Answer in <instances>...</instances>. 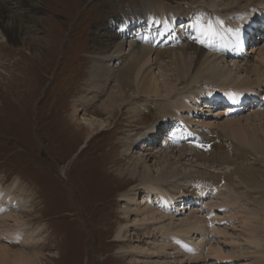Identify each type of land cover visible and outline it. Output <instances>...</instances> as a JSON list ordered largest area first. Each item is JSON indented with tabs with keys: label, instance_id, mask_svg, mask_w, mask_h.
<instances>
[{
	"label": "rangeland",
	"instance_id": "rangeland-1",
	"mask_svg": "<svg viewBox=\"0 0 264 264\" xmlns=\"http://www.w3.org/2000/svg\"><path fill=\"white\" fill-rule=\"evenodd\" d=\"M145 1L167 4L179 13L199 4L212 7L216 14L229 9L228 4L221 0H39L42 9L40 18L43 19L38 26L41 35L38 38L42 41L34 47L33 54L10 45L1 36L0 181L4 189L13 185L19 187V197L25 205L23 211L28 214L27 225H22L26 232L20 235L24 240H29L28 244L39 246L37 264H253L257 259H261L264 264V250L261 247L257 248L259 250L253 248L248 242L250 237L247 230L254 229L253 225L248 221L241 224L238 220L240 217L258 214L264 216V188L260 187L264 185L260 184L264 182V115L258 119L264 110L257 111L260 115L253 114L257 112L245 113L238 118L240 122L237 124H225L227 127L232 126L231 130L214 127L213 130L218 132L217 137H222L224 150L237 153L233 156L234 159L239 158L236 165L227 163L217 168L200 163L197 168L189 167L187 165L194 163V160L185 157V154L182 155L185 158L183 162L179 161L176 154L169 157L163 155L165 159L157 164L154 160L149 162L156 173L154 175L160 176L164 171L163 166H167L166 160L172 159L175 163L172 168L182 175L175 180L172 178L169 183L177 184L180 189L187 191H193L195 188H188L192 184L197 187L207 175H230L239 165L256 170V174L248 178L241 172L242 179L238 178L239 181L234 177L232 185L226 183V186L224 183L220 192L225 194L220 199L217 194H212L211 199V192H208L206 197L210 196V199L204 200L197 208L183 211L171 224L175 226L184 222L193 214L209 219L211 217L206 216L207 213H216L220 223L214 222V228L222 233L215 235L211 227L204 233L206 237L202 245L205 247V258L191 262L174 251L165 257L155 255L157 258L153 259L136 251L134 257L126 253L132 251L133 247L148 248L145 244H150L151 253L161 250L156 246L162 245V232L154 231L155 228L139 229L137 225L121 234L124 226L121 222L128 221L124 218L123 208L126 204L123 198L132 194L130 190L136 182L128 170L131 167L129 162L137 163L142 155L139 145L127 151L125 141L130 137L137 139L145 135L148 127L159 122L156 110L159 101L180 94H204L210 87L217 85L201 80L193 82V79L183 82L175 73L177 68L173 61L162 58L157 65L151 63V68L161 85L170 88L172 92L148 100L142 97L139 103L143 110L140 118L132 117L129 113L130 105H127L113 116L105 114L102 117L106 121L103 122L104 129L95 133L91 131V134L85 129L86 117L83 113L78 122L72 119L75 100L82 97L81 92L88 93L85 83L90 77L94 55L107 57L115 50L114 42L107 40L105 29L121 12L137 4L143 5ZM129 44L126 43L124 47L126 53L130 49ZM257 49L258 54L261 53L264 44ZM103 51H108V54ZM189 57H194L193 51ZM236 65L240 67L234 64L231 66L227 61L218 64L226 69L225 73H232L231 79L235 83L246 78V73H240L245 67L244 63ZM259 71L264 73L261 65ZM116 85L115 82L111 83L110 89ZM135 92L131 91V94L137 98ZM144 105L151 106L152 111L144 109ZM220 119V122H225L228 118ZM192 121L198 120L195 118ZM139 127L144 130L141 135ZM238 149L247 154H238ZM119 169L123 172L119 173ZM243 178L250 183L245 184ZM138 197L140 200L137 202L143 207L144 194L138 195L136 199ZM230 197L239 200L238 203L219 209L218 204L227 202ZM215 200L218 204L214 203ZM135 213L136 210L131 215L130 224L133 223ZM211 220L213 222V218ZM258 223L260 225L261 222ZM260 235L264 236V233ZM261 238L260 245L264 246V238ZM214 248L219 249V256L213 258L209 250Z\"/></svg>",
	"mask_w": 264,
	"mask_h": 264
},
{
	"label": "bare ground",
	"instance_id": "bare-ground-1",
	"mask_svg": "<svg viewBox=\"0 0 264 264\" xmlns=\"http://www.w3.org/2000/svg\"><path fill=\"white\" fill-rule=\"evenodd\" d=\"M221 2H226L229 6V9L225 13L222 12L224 15H221L222 13L216 14L213 10L210 11L204 4L191 7L186 13L178 14L171 10L170 7L166 6L167 4L151 1H145L141 8L131 9L128 12L119 14L113 19L111 25L105 29L107 33L106 36L108 37L107 40L114 42L115 50L113 54L107 57H93L94 64L89 71V80L85 83V88L88 90V93L84 94V92H81L82 97L79 100H75L73 116L71 117L74 121L78 122L80 114L83 113V116L86 117V123H84L86 125L85 129L91 134V131L95 133L96 131L98 132L104 129L103 122L106 121H104L102 117H104L105 114L113 116L117 110H123L125 106L130 105L129 113L132 117L140 118V114L143 112L139 106L142 97L148 100L153 96L159 97L162 93H166L167 95L171 94L172 90L161 85L160 81L157 79L156 73L151 68V63L157 65L162 58H170L173 61L177 68L175 73L178 79L183 82L193 79V82L201 80L204 83L214 82L217 84L216 89L207 90L206 96H203V93L190 94V97H185L180 94L177 97H169V100L164 99L159 101V103H156V110L160 122L156 125H152L150 128L148 127V131L145 135L139 136L137 139L130 137L125 141L124 146L127 151L134 150V148L139 145V152H142V155L137 163H132L133 161L129 162V166L134 167L127 168L136 182L130 190L132 194H128L123 198L126 204V207L123 208L124 218L128 221L126 222L123 220V222H121L124 224L121 229V234L128 231L130 227H135L137 225L139 229L147 230L149 228H155L154 231L159 230L162 232V245L156 246L161 250H154V252L151 253L150 244H145L144 246H148V248L138 249L137 247H133L132 251L128 250V252H126L131 253L132 257L135 256V251L150 259L157 258L155 255L158 257H165L167 253L174 251L175 253L182 254L185 259L191 262H197L205 258L202 257L205 251L202 242L206 237L204 233H206V231L208 232L207 228L209 227V222L206 221L205 218L200 217V215L193 214L187 217L184 222L177 223L175 226L171 224H174L176 216L179 215L178 213L182 212L185 208L178 207L177 204L181 200L188 199L190 203H194L198 199V197L196 198V194L201 198L203 191L210 192V190L208 188L202 189L200 193H196L195 195L193 193L194 191L182 190L177 184L169 183L172 178L175 180L182 175L172 168L175 164L172 159L169 161L168 159L166 160L167 166H163L164 171L160 176L154 175L156 173H154L152 167L149 165L150 161L154 160L155 164H157L161 159H165V156L169 157L176 154L175 156L179 157V161L183 162L185 158L182 157V155L185 154V157L194 160V163L188 164L187 166L194 168L199 167L197 164L200 163H207L211 167H219L227 163L238 164V156V159H234L233 157L237 153L233 154L229 150H224L225 145L222 143V137H217L218 132L215 133L211 130L207 132L202 131L197 137L194 136L193 139H191V142L197 141L196 143L199 144L201 148L191 143L174 145L173 142L162 145L157 135L160 125L162 124V119H166V121L170 120L171 122L178 121L183 124V112L195 111L196 113L204 97H208V99L210 98L212 100L208 107L214 104L215 99L218 97H225L226 99L235 97L237 100L240 95L256 92L260 100L264 98V73L261 74V71H259L260 65L264 69V50L259 54L258 49L257 52L254 53L246 52L247 55L250 56L251 61H245V67L240 71V73H246V78L243 80L240 79V81L235 83L236 81L231 79L232 73L230 71L225 73L224 70L226 69L218 66V64L225 61L224 56L226 54L223 53V55L218 56L220 50L216 49V47H224L223 51L225 48L227 51L232 50V54L227 53L231 56L230 58L240 59V62H242L241 59L245 56L237 51L238 47L244 35L248 33V29L250 28L249 31H252L256 23L263 22L264 12L263 16H260L254 11L257 12L264 9V0H234L235 3L231 0H221ZM41 13L42 9L39 5V0H0V38L2 36L10 45H16L17 48L31 51L33 54L35 52L34 47L38 46V43L42 41L38 38L41 36L40 33H38V26L43 19L40 18ZM192 16H194V18ZM195 20L197 21L194 22ZM209 22L213 24L218 32V35L211 39L201 35V25L206 27ZM186 28H188V30H185ZM190 28L193 31L191 34L186 35L185 33L188 32ZM176 29L180 31L177 34L175 32ZM219 32L224 41L220 39L221 42L216 44L219 42ZM257 32L259 31L254 33L256 34ZM260 32L261 34L259 35L264 36V30H260ZM253 36L254 34L251 35V38ZM196 38L203 39L205 42H199L198 44V39ZM164 41L165 43H163ZM126 43L130 46L127 53L124 48ZM161 43H163L161 45L162 48L159 49L158 47ZM244 44H246V42ZM167 45L170 47H167ZM175 45L178 47L174 48ZM191 51H193L194 57L190 58L189 54H191ZM213 51L217 52L212 53ZM103 52L106 54L108 51ZM252 59H254L255 62H253ZM234 66L240 67V65H236V63ZM7 67L8 65L6 68ZM216 69L218 70L217 72H215ZM218 75L220 76L218 77ZM113 82L117 85L115 88L110 89V85ZM131 91H136L135 93H137L138 97L135 98L136 95L132 96ZM103 99L104 101L101 102ZM208 99L205 102L206 104L208 103ZM144 106V109L150 112L152 111L151 106ZM253 114L260 115L259 112ZM263 115L264 113H262L258 119L260 120ZM90 117L96 118L95 120L88 119ZM222 117L225 118L222 114H217L214 120L219 121ZM226 117L228 119L225 122L205 123V125L212 126V129H214V127H224L231 130L233 127H227L225 124L233 125L240 122V119L235 120L231 115ZM170 123L168 122V126ZM81 124L83 125V123ZM139 131L140 135L144 132L140 127ZM172 132L174 141L180 142L181 139H183V131L179 132L178 130H173ZM176 132L177 134H175ZM166 135L169 137V132ZM212 143L215 145H212ZM211 145L212 147H210ZM163 150L164 153L162 154L161 152ZM244 150L247 149L244 148ZM236 151L239 152L240 149ZM166 153H168V156ZM238 154L246 155L247 153L240 151ZM122 172L123 170L119 169V173ZM241 172L243 176L247 178L248 176L251 177V175L256 174L254 168H247L239 165L230 175H216L214 173L210 175L205 174L207 177L202 179L204 182H201L200 185L201 187H205V185L207 187L209 186L212 190L219 188L223 183L232 185L234 177L236 179H242ZM238 180L240 181V179ZM138 181H141L139 185H137ZM255 181L256 180H254V182ZM243 182L245 184L250 183L246 178H243ZM262 183L264 182H260V184ZM255 185L256 183L254 187ZM13 186L14 187L4 189L3 182L0 181V264H37L36 259L39 258V246L28 244L27 241L29 240H24L20 235V233L26 232L22 229V225H27L26 216H28V214L23 211L25 205L23 200L19 197V187L17 185ZM260 187L264 188V185H260ZM190 188H192V186H190L188 190H191ZM141 194H144L143 200L145 199L144 202H142L143 207L137 202L140 198L138 197V199H136V197ZM223 194L225 193L220 192L218 198L220 199ZM210 195L212 194L210 193ZM238 201L239 200L236 198L231 199L230 197L227 198V202L225 203L218 204L216 200L214 203H217L219 205L218 208L222 209L225 206H234ZM135 210V218L133 223L130 224L131 215ZM218 219L219 218L216 216L213 217V221L215 222H219ZM238 220L241 224L248 221L249 224L251 223L253 225L254 229L251 228L247 230L250 237L248 242L251 246H254L253 248L257 249L261 247V249L264 250V246L260 245L262 241L261 237L264 238L263 235H260L264 233V216L261 217L260 214H258L247 218L240 217ZM256 220L261 222L260 225L258 221L256 223ZM167 222L170 226H168ZM211 227H214L213 223ZM211 231L216 232L215 235L217 233H222V231H218V228H213ZM31 234H33V232ZM193 236H196V238L193 239ZM198 237L201 239L199 240ZM260 253L257 252V255ZM209 255L213 258L219 256V249L214 248L209 250ZM261 261V259H257V262L253 264H262Z\"/></svg>",
	"mask_w": 264,
	"mask_h": 264
},
{
	"label": "snow or ice",
	"instance_id": "snow-or-ice-1",
	"mask_svg": "<svg viewBox=\"0 0 264 264\" xmlns=\"http://www.w3.org/2000/svg\"><path fill=\"white\" fill-rule=\"evenodd\" d=\"M230 31H234V30H230ZM201 35L204 36L205 38L211 39L215 37L216 35H218V32L214 28L213 24L209 22L206 27L201 25ZM196 39H198V42L200 43L205 42L203 39H200V38H196Z\"/></svg>",
	"mask_w": 264,
	"mask_h": 264
}]
</instances>
